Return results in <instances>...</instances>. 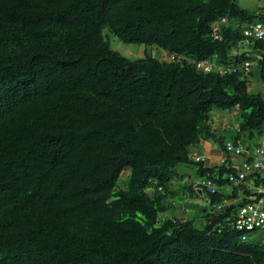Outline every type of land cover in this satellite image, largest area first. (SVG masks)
Listing matches in <instances>:
<instances>
[{
    "label": "trees",
    "instance_id": "trees-1",
    "mask_svg": "<svg viewBox=\"0 0 264 264\" xmlns=\"http://www.w3.org/2000/svg\"><path fill=\"white\" fill-rule=\"evenodd\" d=\"M255 21L261 9L236 0H0V264H264V244L232 227L241 202L213 206L240 188L228 174L243 156L226 144L251 151L264 137L251 90L264 39L243 35ZM214 110L235 111L232 139ZM204 141L224 152L217 164ZM197 186L209 207L177 215Z\"/></svg>",
    "mask_w": 264,
    "mask_h": 264
},
{
    "label": "built area",
    "instance_id": "built-area-1",
    "mask_svg": "<svg viewBox=\"0 0 264 264\" xmlns=\"http://www.w3.org/2000/svg\"><path fill=\"white\" fill-rule=\"evenodd\" d=\"M226 20L227 18L223 17L221 22ZM217 29L218 26L215 25L213 31L216 32ZM243 35L248 38L264 39V22L255 21L246 24ZM198 66L208 72L212 68V63L204 61L198 63ZM226 148L233 155L243 156L236 166V171L228 174L229 182L240 188L237 189L234 200L223 198L220 204L213 206L219 210L231 202H241L235 214L233 229L240 233L243 241L259 239L264 244V186L262 183H257L258 179L264 178V137L260 138L258 145L251 151L240 144L227 143ZM198 159L199 156H193V160ZM223 161V157L219 158V162ZM203 184L208 188L209 193H215L216 189L211 181Z\"/></svg>",
    "mask_w": 264,
    "mask_h": 264
},
{
    "label": "rangeland",
    "instance_id": "rangeland-1",
    "mask_svg": "<svg viewBox=\"0 0 264 264\" xmlns=\"http://www.w3.org/2000/svg\"><path fill=\"white\" fill-rule=\"evenodd\" d=\"M236 1L243 8H247L249 10H256V11H258V9L259 10L261 9V11L264 13V0H236ZM104 32L107 34L110 40L111 46L114 49L118 50L123 55L129 58H135L138 56H142L144 46L133 44V43H123L118 38L110 34L107 30H104ZM244 47L247 48V43H244L243 47L241 48H244ZM146 53L153 54L154 56L159 57L158 52L155 49L150 48V47H147ZM251 71L254 74L251 79L252 80L251 90L261 92L262 96L264 97V85L257 79L258 66L256 64H253V66L251 67ZM230 112L232 113L229 114ZM230 112L225 111L227 128L224 132V135L226 139H232V137L235 135V126L237 124V118L235 117V113H234L235 111H230ZM212 115L213 117H215L216 114L213 112ZM219 117L220 116L218 115V118H217L218 121L220 120ZM180 168H183L182 170H183V174H185L184 175L185 182L193 183L198 179V176L194 169V165H189V166L180 165ZM126 174H127V171L121 173V177L119 179V185H121L123 180H125ZM176 183H181L182 185L185 184L182 181H177ZM228 186L229 185H226V187ZM175 187H178V186H175ZM230 187L231 185L229 186V189ZM178 190L181 191V189H178ZM183 195H184V198L182 200V203L183 205L187 206L189 210V214L194 215L197 213V210L202 209L204 207L205 208L209 207V204L206 198L203 196H200L198 194L196 195V193L191 194V192L189 191H185ZM171 214L172 212L170 211L166 212L167 216H170ZM198 214L201 215L203 214V212L200 211L198 212ZM161 215L162 214H160V217H162ZM196 225L201 227L200 222L196 223Z\"/></svg>",
    "mask_w": 264,
    "mask_h": 264
},
{
    "label": "crops",
    "instance_id": "crops-1",
    "mask_svg": "<svg viewBox=\"0 0 264 264\" xmlns=\"http://www.w3.org/2000/svg\"><path fill=\"white\" fill-rule=\"evenodd\" d=\"M213 112L216 114L217 117H218V115L220 116L219 117V119H220L219 120V124H220L219 126H221L222 128L226 127L227 126V122H226V118H225V112L223 111L224 114H223V112L217 111V110H214ZM231 113L232 112H230L229 114H231ZM198 150H200V152L206 156L207 163H208V164H206L207 166H211V165L217 164L218 157L221 156V155H224V152L220 149V146L218 145V143H215L214 141H204V142H202V144L200 145ZM234 159H235L234 160L235 163H238L241 160L240 157H237V158H234ZM196 182H198V179L195 181V183ZM263 182H264V180H263ZM229 186L226 187V185H224V186L220 187L219 190L221 192H223L224 194H228V193H230L231 188H232V186H231L230 189H229ZM199 195L202 196V193L199 192ZM206 200L209 203L208 199H206ZM183 208H184L183 203L176 205V207H175L176 214L177 215L179 213L181 214L183 212V210H182ZM201 219H202V217H196V221L197 222L201 223L202 222Z\"/></svg>",
    "mask_w": 264,
    "mask_h": 264
},
{
    "label": "clouds",
    "instance_id": "clouds-1",
    "mask_svg": "<svg viewBox=\"0 0 264 264\" xmlns=\"http://www.w3.org/2000/svg\"><path fill=\"white\" fill-rule=\"evenodd\" d=\"M198 190H200L199 188L196 189V191L198 192Z\"/></svg>",
    "mask_w": 264,
    "mask_h": 264
},
{
    "label": "water",
    "instance_id": "water-1",
    "mask_svg": "<svg viewBox=\"0 0 264 264\" xmlns=\"http://www.w3.org/2000/svg\"><path fill=\"white\" fill-rule=\"evenodd\" d=\"M199 192L201 193V191H200V190H198V193H199Z\"/></svg>",
    "mask_w": 264,
    "mask_h": 264
}]
</instances>
